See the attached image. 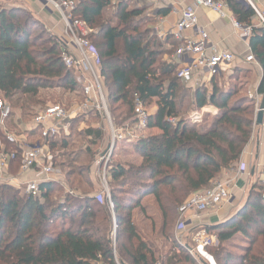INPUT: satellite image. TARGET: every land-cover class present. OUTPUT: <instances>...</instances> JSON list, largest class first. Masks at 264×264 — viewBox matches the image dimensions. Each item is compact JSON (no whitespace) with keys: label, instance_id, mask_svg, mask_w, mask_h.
Returning a JSON list of instances; mask_svg holds the SVG:
<instances>
[{"label":"trees","instance_id":"obj_1","mask_svg":"<svg viewBox=\"0 0 264 264\" xmlns=\"http://www.w3.org/2000/svg\"><path fill=\"white\" fill-rule=\"evenodd\" d=\"M220 1L226 3L241 25L251 28L248 43L262 68L258 93L264 95V26L245 0ZM129 5L128 0H78L75 14L93 30L90 39L100 55L101 74L116 125H136V99L146 107L156 101V110L150 114L146 130H157L159 134L140 137L133 144V156L141 160L140 164L111 161L107 177L115 184L110 189L114 212L102 195L103 190H96L93 181L86 182L91 190H83L74 198L69 196L67 188L68 181L71 187L83 186V175L91 170V165L79 163L93 152L92 148L103 137L102 130L89 128L82 132L88 146L73 154L66 152L71 143L69 137L48 139L51 149L58 147L64 152L61 156L65 162L58 165L67 170L66 182L43 183L36 197L22 195L7 184L0 187V264H115L114 230L118 259L122 263L160 264L155 249L141 236L134 222V212L145 213L143 201L150 196L155 198L162 213L161 231L174 248L167 262L174 264L186 252L174 233L176 209L192 194L208 189L225 172L237 170L254 133L255 101L243 96L239 89L225 90L220 85L224 74L211 79V90L205 85L188 88L177 78L178 65L165 59L170 51L150 30H142L141 17L147 8ZM111 9L116 10L113 15L116 24L112 17L106 16ZM232 71L235 75L230 80L240 73L246 74L239 68ZM184 86L193 91L195 110L192 112L198 114L213 107L217 113L207 116L208 120L201 125L187 120L178 103L179 95H186ZM50 89L71 92L78 89L72 72L61 60L56 38L31 12L22 8L2 10V99L15 108L20 107L25 115L32 105L40 103L37 100L40 91ZM91 118L100 116L79 117L72 124ZM1 150L16 153L9 169L20 170L23 152L7 140L0 125ZM93 162L91 158L90 163ZM74 178H77L75 182ZM205 229L218 239L217 248H208L214 264H264L262 188L254 183L239 209L220 224ZM238 235L248 246L230 247ZM184 261L194 262L189 256H184Z\"/></svg>","mask_w":264,"mask_h":264},{"label":"built area","instance_id":"obj_2","mask_svg":"<svg viewBox=\"0 0 264 264\" xmlns=\"http://www.w3.org/2000/svg\"><path fill=\"white\" fill-rule=\"evenodd\" d=\"M39 2L44 11L51 15L56 14L63 26L62 33L58 36H53L60 47L63 64L72 72L75 82L80 88L83 102L74 108H67L64 105L47 107L34 117V130L38 131L39 135L45 140L68 136L74 120L79 117L87 118L90 114L98 115L110 129L111 146L100 154V159L97 163L108 165L111 163L113 149L118 143L133 145L140 139V137L135 135V130L147 131L146 124L150 112L139 99H136V125L122 128L115 127L110 114L104 85L105 79L101 74L102 62L97 48L90 39L93 30L75 14L78 1L39 0ZM190 2L192 5L180 12L179 21L172 32L174 41L178 43V49L172 62L178 65L177 78L185 85L195 87L198 85L202 86V81L207 77H220L231 70L236 58L232 52L226 50L219 52L213 49L208 52L209 36L206 30L200 26L197 15V10L206 8L217 14L221 19L228 18L225 12L226 3L220 0H190ZM246 2L254 10L256 19L264 26V9L255 6L249 0H246ZM233 27L236 31L241 32L239 35L240 39L248 40L251 35V28H244L235 19H233ZM186 32L192 33L193 37H186ZM245 62L257 64L252 54L245 58ZM200 81L201 83H199ZM262 97L263 95H256L255 97V95L250 93V99L255 101L256 111ZM0 114L3 118L0 124L3 125L4 120L10 115V107L2 99H0ZM200 121V117H194V123L197 124ZM6 138L12 144L17 141L11 138L10 135H7ZM19 147L23 152L22 169L24 171L37 170L35 177L27 184H23L26 194L36 197L40 194L41 184L62 181L59 178L60 172L53 165L42 162V150L40 148L33 146L31 149L24 151L22 146ZM15 158L16 153L0 151V174L4 172ZM246 169L244 164L239 165L233 175H227L228 177L225 176L226 178L221 177L215 180L208 189L193 194L179 207V220L176 224L178 236H176V241L189 255L197 257L202 250L217 243V237L208 233L201 224V219L205 214L217 212L223 206L234 202V183L238 178L246 174ZM102 190V195L106 197L110 209L114 212L110 190L107 188ZM68 194L71 198L76 197L73 192L68 191ZM114 223H116L115 218ZM116 233V230L112 233L113 250L115 249ZM184 234H188L190 243L182 240L181 235ZM114 260L115 264H124L116 256Z\"/></svg>","mask_w":264,"mask_h":264},{"label":"rangeland","instance_id":"obj_3","mask_svg":"<svg viewBox=\"0 0 264 264\" xmlns=\"http://www.w3.org/2000/svg\"><path fill=\"white\" fill-rule=\"evenodd\" d=\"M128 1L130 4L129 6L131 8H135V7L142 8V7H145L144 4H146L144 2L145 0H128ZM14 8L24 9L22 7V4H21V6H19L17 4L8 5L6 3L4 4V0H0V12L4 9L9 10V9H14ZM144 10H145V13L141 17V20H143L142 30L148 29V30H150L152 35H155L154 34V25L156 24L155 17L152 16V13L147 12V9H144ZM115 13H116V10L111 9V10L107 11L106 16L111 19V17L113 18V15ZM151 22H155V23H151ZM113 23L116 24V21L114 20V18H113ZM177 49H178V44H173V47H171V49L169 50L170 51L169 56L165 57V58H167L166 61H172L173 60L172 56L175 54ZM158 61L161 62L159 59H158ZM232 70L233 69L229 70V72H228V74H230V75L224 74L223 79L220 81V85L225 90H230L231 88L239 89L242 91L243 96H248L250 98L251 92H249V89L247 90V88H246V86H247L246 81L248 80L247 75L246 74H239L238 77H235L232 80H230L229 77L235 75V73H234L235 71L233 72ZM104 85H105L106 94H107L108 88H107V85L105 84V82H104ZM181 86H183V85L181 84ZM184 87L183 88H184V91H186V95L185 94L179 95V99H178V103L183 108L182 114L185 116V118L187 120L193 121V123H194V117L195 116H197L198 118L200 117L201 121L197 124L201 125L206 120H208L207 116H210L212 113L207 114V113H204L202 111V112H199L198 114H196V113L192 112V110H195V104L193 102V95H192L193 91L188 89L189 87L187 88V86H184ZM208 89L211 90V86H209ZM188 90L190 91L189 93H188ZM0 99H2L1 94H0ZM37 100H39L40 103L32 105L30 112H26L27 114L25 113V115H24L23 111L20 110V107L16 106V108H15L14 106H12V103L7 102L9 107H10V115L8 118H6V120H4V124L3 125L0 124V125L2 126L3 132L5 133L6 136L10 135L11 138H14L17 140L14 145L22 146L24 151L31 149V147H33V146L36 148H40L42 150V155H41L42 162H44L45 164L53 165V167L60 172L59 178L62 181L66 182L65 175H66L67 170L64 167H61L60 165H58V164H61V162H65L64 157L61 156V153H64V152H62V150H60V148H58V147L51 149L50 142L48 141V139L47 140L43 139L39 135L38 131L34 130L35 128L33 126V119L37 114L41 113L42 111H44L47 107H49L51 105H64L67 108H74L77 105L81 104L83 102V98L80 94V88L78 87L76 92H71V91L66 90V89L41 90L39 96L37 97ZM109 107L111 108L110 110L113 109L111 104ZM147 108H148L150 114H152L156 110V101H153V103L150 104ZM255 113H256V110H255ZM110 114H111V117H112L113 122H114V118L112 116L113 113H111V111H110ZM212 115H214V114H212ZM0 121H3L1 114H0ZM85 121L81 122V120H79L77 122L79 124H77L75 126H74V123L71 124V128L69 130V135L67 136L71 140V143H70V147L67 149L66 152H68V153L71 152L73 154L75 152L81 151V149L87 148L88 140L84 139V137L81 136V133L85 132L89 128H98V129L102 130L103 137L98 142L97 146L92 148L93 152L89 156H86L85 158H83V157L81 158V161L79 163L80 165L81 164H87V165L90 164L91 165L89 168L91 170H89V172L87 171V174L85 173V175H83V180H84L83 186L78 188V185L75 184V185H73V187H71V185H70L71 182L68 181V183H67L69 185V186H67L68 191L73 192L76 196L82 194L84 192L83 190H91L86 185V182L88 183L89 180H91V182L93 181L95 186L98 187V189L96 188V190H100V189H104V188H107L108 190H110V189H112L113 186H115V184L109 179V177H107V174L109 173V170H110V164L106 165L103 163H100V164L97 163L100 159V154L102 152H104L105 150L109 149V146H111L110 145V143H111L110 129H108L107 124L101 119V117L98 119L97 118H91L90 120H88L86 122ZM114 126L117 128H122V127L116 125L115 122H114ZM124 127H126V126H124ZM135 133H136L135 135L138 137H149L152 135L159 134V131H157V130H147V131L135 130ZM133 152H134V150H133L132 144L127 145L125 143H118L117 146L113 149L111 161L114 160V161H121V162H126V163H131V164H140L141 160H139L137 157L133 156ZM73 156H75V154ZM73 156H71V157H73ZM91 158H92V160H94V162L92 164L90 163ZM238 165H241V164L239 163ZM9 168H10V165L4 170L3 173L0 174V187L4 184H7L10 186H13L15 188V190L16 189L20 190V193L22 195L26 194L24 185L27 184V182L31 181V179L27 178V179H25V181H21L20 177L24 173L32 172L33 170L24 171L22 169V167L20 170L18 168H13V169L12 168L9 169ZM234 173H235L234 171H227L222 175V177L223 176L225 177L227 175H233ZM76 180H77V178H74V182ZM258 185H259V187L262 188V193H263L264 192L263 180H262V182H258ZM70 187L72 190L70 189ZM102 194H103V192H102ZM244 198H245V195L243 196V199ZM246 199H247V197L244 199V201ZM244 201H242V202L244 203ZM143 206H144L146 212L143 213L141 210H139L138 213H136L134 221L136 222V225L138 226V228L141 232L140 233L141 236L147 242H149L150 245H152L153 249H155L157 257L161 260L160 264H169L167 262L169 257H167V256H170L172 254L171 248H173V245L170 243L172 246L171 247L170 244L168 246H166V244H165V241H166V239L164 237L165 234H163L161 231L162 222H163L162 213H161L156 201L154 204L150 201L143 202ZM179 207L176 209V212L174 214V223L175 224H173V227H174V233L176 236H178L177 232H176V224L179 220V215H178ZM236 208L237 207L234 208L235 209L234 211H236ZM208 214H210V213H208ZM149 216H152V217H149ZM169 231H171V229ZM210 235L215 236L214 234H210ZM181 236H182L181 238H185L186 234L181 235ZM236 238L237 239H234L232 241V243H230L231 248L233 246H244V247L248 246V244L245 243V241L243 239L241 240L240 235H238ZM216 242L217 243H215L214 245L209 246V247L205 248L204 250H202L200 252V254L197 255V257H193V256L189 255L187 252H185L184 255H181L182 254V253H180L181 250L180 251L177 250V252L180 253V255H181V258H179L181 260H179V262L176 261L174 264H214L212 262V258L210 256V254L208 252V248H211V247L217 248L218 247V239L216 240ZM188 243H190V242L188 241ZM112 246H114L113 241H112ZM115 251H116L117 257H119L117 254V250H116V243H115L114 252ZM235 252H240V251L237 250ZM184 256L191 257L194 262L193 263L187 262V261L185 262Z\"/></svg>","mask_w":264,"mask_h":264},{"label":"crops","instance_id":"obj_4","mask_svg":"<svg viewBox=\"0 0 264 264\" xmlns=\"http://www.w3.org/2000/svg\"><path fill=\"white\" fill-rule=\"evenodd\" d=\"M249 1L255 6L264 9V0ZM144 2L146 3L144 4V6L145 8L147 7V12L152 13V16L155 17V36L167 50H170L171 47H173V44H178L174 41L172 32L175 30L176 25L179 21L180 12L192 5L190 0H145ZM5 3L8 5L17 4L19 6H21L22 4V7L25 10L31 12L36 19H39L46 25L48 32L52 36H58L62 33L63 26L59 22V17L56 14L51 15L48 12L44 11L39 0H4V4ZM225 12L228 18L221 19L217 14L209 9L203 8L197 10L200 26H202V28L206 30L209 36V41L207 44V47L209 49L208 52H211V50L213 49L219 52L225 50L232 52L236 60L231 69L239 68L240 70L246 72V75L248 77V80L246 81V88L247 90L249 89V92H251V94L255 95L256 97V95H260L258 93V88L263 77L262 68L257 60V64H250L245 62V58H247L249 54H252L248 40H242L239 38L241 32L234 29L233 19L235 18L229 10L228 6H226L225 8ZM254 22L257 24L256 20ZM185 36L193 37V34L190 32H186ZM174 55L172 56V59H174ZM211 79L212 78L207 77L204 81H202L203 85L207 86V88L211 86ZM199 83H201V81ZM199 86L201 85L188 87L196 89ZM203 112L207 114L217 113L216 109H214L213 107H208L204 109ZM239 163L246 166L247 172L244 176L238 178L234 183V202L229 205L223 206L218 212H213L214 214H205L201 219V224L205 228L218 225L225 219H227L232 213L235 212V207H237V210L243 204L242 201H244V199L248 197L252 189V185L254 183L262 182V180L264 181V122L262 126L254 127L252 138L248 143L246 149L244 150ZM253 170H255L254 173ZM36 172L37 170L34 169L32 172L24 173L20 177L21 181H25V179L27 178L32 180L35 177ZM244 195L245 198L243 199ZM146 201H150L154 204L155 198L150 196L147 197L143 202ZM138 211L139 210L134 212V219ZM182 240L184 242L189 241L188 234L185 238H182ZM165 244L166 246H168L170 243L168 241H165ZM171 249L174 250V248Z\"/></svg>","mask_w":264,"mask_h":264},{"label":"water","instance_id":"obj_5","mask_svg":"<svg viewBox=\"0 0 264 264\" xmlns=\"http://www.w3.org/2000/svg\"><path fill=\"white\" fill-rule=\"evenodd\" d=\"M263 122H264V95H263L261 102L259 104V107L256 111L255 120H254L255 127L262 126ZM254 171L255 170H253V173H254Z\"/></svg>","mask_w":264,"mask_h":264}]
</instances>
